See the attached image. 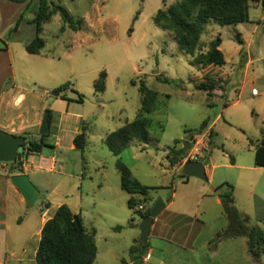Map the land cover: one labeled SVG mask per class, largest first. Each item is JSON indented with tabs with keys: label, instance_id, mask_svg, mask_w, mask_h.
I'll use <instances>...</instances> for the list:
<instances>
[{
	"label": "rangeland",
	"instance_id": "374dc122",
	"mask_svg": "<svg viewBox=\"0 0 264 264\" xmlns=\"http://www.w3.org/2000/svg\"><path fill=\"white\" fill-rule=\"evenodd\" d=\"M50 1L64 7L79 28L72 30L55 13L42 25L39 36L44 46L39 54L24 53L19 46L13 48L12 60L16 83L27 98L25 103L36 108L45 105L58 113L52 112L45 146L39 152L25 155L21 147L15 162H0V172H5L6 166L18 171L13 163L19 160L32 167L31 178L40 193L32 206H25L31 221L44 211L41 203L48 194L53 202L69 198L72 207L80 197L85 227L95 226L98 231L92 264H131L132 259L143 258L147 246L154 248L150 261L154 264H256L247 249L245 235L239 229L238 234L233 233L232 217L224 206L206 208L205 202L197 201L195 193L202 186L208 192L210 187L216 188L221 198L230 195L238 213L248 218L246 227L264 230V165L256 161V146L264 145L262 24L252 42L242 46L235 36L249 28L251 22H208L200 40L207 46L219 36V48L226 62L219 66V72L213 65L202 71L190 64L191 56L178 48L172 34L154 22L157 10L172 0ZM24 2L22 27L28 33L17 36L26 39L31 32L35 35L31 19L37 12V0ZM261 15V5L251 3L250 20L257 21ZM101 72L106 74L104 90L95 92L94 82ZM207 78L216 81L213 90L221 94L196 87ZM141 82L156 92L153 109L145 114L152 141L132 140L119 156H114L102 140L135 118L141 105ZM57 89V99L65 101L49 107L55 98L52 92ZM67 102L71 114L65 121L63 111ZM38 131L28 134L26 141H38ZM81 132L87 138L83 151L69 150L66 141ZM192 136L203 139V143L209 137L203 155L209 158L205 164L210 181L193 177L186 180L181 176V168L168 160L169 150L183 149L182 141H189ZM57 139L63 146L54 148ZM31 155L36 161L42 158L38 170L30 164ZM51 156L56 164L52 171ZM118 158L131 167L142 185L155 187L146 199L120 188L115 167ZM65 174L67 178L54 192L45 190L44 185L53 184ZM101 183L104 187L98 189ZM63 190L67 197L59 193ZM131 195L136 199L135 206L142 203L146 208L155 197L166 205L172 201L154 219L156 229L169 231L174 225L179 235L196 228L197 241L192 246L180 247L156 238L152 232L144 246L139 229L142 217L127 204ZM116 225H120L119 231ZM223 230L224 234L217 237ZM132 246L136 248L134 252Z\"/></svg>",
	"mask_w": 264,
	"mask_h": 264
},
{
	"label": "trees",
	"instance_id": "16d2710c",
	"mask_svg": "<svg viewBox=\"0 0 264 264\" xmlns=\"http://www.w3.org/2000/svg\"><path fill=\"white\" fill-rule=\"evenodd\" d=\"M24 1V0H9ZM259 2L263 11L264 24V0H174L164 8H159L154 15L155 24L162 30L168 31L175 39L178 48L184 53L191 56L190 64L198 69L207 66H222L225 64L224 54L220 50L221 38L216 36L207 46L203 45L200 38L203 34L206 24L214 21L220 25L238 24L249 21V8L251 3ZM59 13L62 21L72 30L79 27L73 22L69 12L61 5L54 4L50 0H37V12L32 20L34 24V38L25 45V50L30 54H37L44 46L43 39L39 36L42 31V25L50 17ZM64 27L61 26V29ZM132 31V27L129 29ZM236 40L241 45L240 35L236 34ZM105 72H101L98 79L94 82L95 92L104 90ZM216 86V81L207 78L196 87L201 90L211 92ZM65 87V85H64ZM139 94L141 105L137 110L133 120L125 122L122 126L108 133L102 140L114 156H119L126 149L132 140L142 143L152 141L145 114L152 111L156 99V92L147 88L143 82L139 85ZM81 102V96L78 97ZM48 111L49 124L51 121V110ZM44 136L39 134V140H28L26 138L21 147L23 153L28 155L33 152H39L45 146ZM74 146L77 150L83 151L87 144L85 132L77 134L73 139ZM168 160L171 165L176 164L186 153V150L174 147L169 150ZM17 157H20L18 153ZM232 162V159L230 160ZM256 161L264 165V145L256 146ZM21 164L15 165L18 171H13L10 166L8 172H21ZM115 167L120 177V187L129 194L139 193L143 199L148 196L149 190L155 187L142 185L132 174L131 170L119 158L115 162ZM187 179L186 176L181 175ZM224 208L232 217L233 233H240L247 238V249L254 259L264 255V230L258 227H246L247 217L240 215L233 204L230 195L222 198ZM128 207L138 211L142 218L149 213V207L144 212L135 210L136 199L131 195L128 199ZM217 233V237L224 234ZM95 229H87L83 223L81 215L74 214L70 208L62 204L55 210V213L45 221L40 234V240L36 249L35 261L37 264H92L97 253L95 243ZM147 242V241H146ZM144 242V246L146 245ZM136 248L131 247V252ZM146 251V248H145ZM140 264V262L138 263Z\"/></svg>",
	"mask_w": 264,
	"mask_h": 264
},
{
	"label": "crops",
	"instance_id": "0c3cea01",
	"mask_svg": "<svg viewBox=\"0 0 264 264\" xmlns=\"http://www.w3.org/2000/svg\"><path fill=\"white\" fill-rule=\"evenodd\" d=\"M173 1L174 0H172V2ZM253 4H260V3L254 2ZM165 5L168 6L169 4H165ZM25 9H26V3L24 1L0 0V129L12 133L14 135H20L23 133H26L28 135L31 134L32 132L37 131L39 129V125L41 122V113L43 111H46V109H49L46 108L45 105H42L40 108H36L34 107V105L26 104L25 103L27 99L26 95L20 90L15 80L16 67L12 60V51L14 50L13 48L19 49V46H21V50H23L24 53H28L25 50V45L29 43L34 37V32H31L32 34H29L30 37L26 39L19 38L17 36V34L25 35L26 33H28L25 27H22V21H23L22 15ZM33 18L31 19V24H33L32 22ZM262 20H263V11H262V15L257 21L250 20L249 17L248 22L252 23L251 26L249 28H246V30H244L243 32L240 31L238 32L242 40V44H241L242 46L252 42L253 37L260 30L261 24L263 28L262 33L264 34V24L262 23ZM11 34H13L14 36L16 35V37L14 38L11 37L10 36ZM241 50L242 48L240 49V51ZM38 54L39 53L31 54V55H38ZM247 64L248 63L245 64V67H247ZM203 70L204 69H202V71ZM216 71L218 72L221 71L219 66L218 67L216 66ZM253 89L257 92L256 88ZM212 92L215 95L221 94V91L216 92L215 90H213ZM57 101H59L60 104H62L65 101V99L58 100L57 97H55L54 100L52 101L51 106L49 107L54 106ZM65 104H66L65 105L66 109L65 111H63V113H64V120L66 121L67 120L66 116H69L71 112L68 111V108L70 107V103L67 102ZM50 110H51V116H52V112L58 113L56 109L53 110L50 109ZM37 133H39V131ZM77 134L79 133L71 135L69 141H66V144H68L67 148L69 150H77L73 143V139ZM53 146L54 148H56V147H62L63 145H61V141L57 139L53 143ZM203 156H204V161L206 163L209 160V158L207 157V155H203ZM30 157H31L30 164L34 165L33 169L38 170L40 168V163L42 161L41 160L42 158H39L36 161L33 155H31ZM182 158L176 164H174V166H176L178 169L181 168L180 164ZM53 159L54 156H51V159L49 161L50 171L56 168V164ZM205 163H204L205 173L207 179L210 181L211 177L207 171V166ZM59 166L61 165L59 164ZM127 167L131 170L130 166ZM30 168H32L30 167V165H25V163L22 162L21 172H14L10 174L8 172L9 166L5 167V172H0V264H37L35 261V254L40 240L41 229L45 221L55 213V210L60 205L62 204L67 205L74 214L79 213L82 217V205H81L80 197L76 199L74 206L72 207L69 198L60 199L57 202H53L52 200L50 201V195L48 194L47 196L48 198L41 203V208L44 209V211L39 215V218L35 219L34 222H32L29 217V212L25 209V206L27 205L25 204L22 195L10 181V177L12 175L26 174L33 183L31 178L32 172ZM66 176L68 175L67 174L62 175L59 179L54 180L53 184L49 183L47 185H44L45 190L54 192L58 188V186L64 182L65 178H67ZM188 178L189 177H187L186 180H188ZM97 187L98 189H102L104 187L103 183L99 184ZM59 193L64 194L65 197H67L68 195L65 194L66 193L65 190L59 191ZM195 195L198 197L197 198L198 202L201 203L205 202L206 208L214 206L217 209V206L218 207L222 205L224 206L222 198L220 197L219 193L218 192L214 193L212 191L208 192L207 187H202V186L199 187V189H196ZM171 203L172 201L170 202V204ZM170 204L167 205L165 204V207L169 206ZM195 222L192 224L194 227L196 224ZM152 225L153 226H151L149 236L153 232L156 238L164 239L169 243L176 244L177 246L180 247L181 245L185 247L192 246L195 243V241H197L199 229L192 228L186 234L182 232L178 235V231L175 229L174 225L170 227L171 230L169 231L164 229L161 230L156 229L157 228L156 224H152ZM92 228H94L96 231L95 243L97 244L98 231L95 226L90 227L89 229ZM115 229L119 231L120 225H116ZM158 250L161 251L159 248ZM153 253H154V248L152 246H147L143 258L139 261L132 259L130 263L138 264L140 262V264H154L150 262L151 259L153 258ZM146 254H149V258L147 259L145 258ZM159 260L162 259L160 258ZM254 261L257 262L256 264H264V255H261L258 259H255Z\"/></svg>",
	"mask_w": 264,
	"mask_h": 264
},
{
	"label": "water",
	"instance_id": "95a60500",
	"mask_svg": "<svg viewBox=\"0 0 264 264\" xmlns=\"http://www.w3.org/2000/svg\"><path fill=\"white\" fill-rule=\"evenodd\" d=\"M59 91L60 89H57L56 91L52 92V95L54 97L58 96ZM48 133V111H44L39 125V134L46 135ZM26 137V133L14 135L0 129V162H15L17 160L18 151ZM182 143L183 150H187L189 148L190 141L184 140ZM204 163L205 161L202 160L187 161L182 165L181 173L186 177H195L203 181H207L208 179L205 173ZM10 181L22 195L25 204L29 207L32 206L39 194V191L31 182L29 177L26 174H15L10 177ZM210 189L214 193L217 192L216 188L214 187H210ZM164 207L165 203L160 197H155L152 200L148 215L142 218L139 225L141 242H146L154 219L162 212Z\"/></svg>",
	"mask_w": 264,
	"mask_h": 264
},
{
	"label": "built area",
	"instance_id": "2783aa9c",
	"mask_svg": "<svg viewBox=\"0 0 264 264\" xmlns=\"http://www.w3.org/2000/svg\"><path fill=\"white\" fill-rule=\"evenodd\" d=\"M253 93H255V91L253 90ZM207 134H203V136H206ZM200 136V137H203ZM203 139L197 137V136H192L190 141V145L189 148L187 150V153L185 156H183L182 160H181V167L182 165L187 162V161H195V160H202L204 161V156H203V150L206 148L207 146V142L209 141V137H206V142L203 143L202 141ZM136 210H139L141 212H144L146 210V207L140 203L138 205L135 206ZM145 258H149V254L145 255Z\"/></svg>",
	"mask_w": 264,
	"mask_h": 264
}]
</instances>
